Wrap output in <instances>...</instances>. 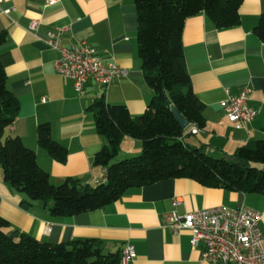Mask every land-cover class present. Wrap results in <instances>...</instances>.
I'll use <instances>...</instances> for the list:
<instances>
[{"label":"crops","instance_id":"crops-1","mask_svg":"<svg viewBox=\"0 0 264 264\" xmlns=\"http://www.w3.org/2000/svg\"><path fill=\"white\" fill-rule=\"evenodd\" d=\"M264 0H242L240 23L217 28L204 13L185 19L181 40L183 58L193 92L204 103L206 124L183 139L191 145L205 144L212 153L229 156L249 139L264 134V43L254 34ZM32 20L39 22L30 31ZM67 27L61 46L81 41L91 43L103 60H111L128 71L105 87L89 80L78 93L70 80L55 71L58 50L49 48L47 32ZM137 11L134 0H0V62L6 86L19 101V111L10 135L21 138L36 153L38 164L53 184L66 178L96 185L105 180V169L92 163L95 153L107 144L97 133L87 107L102 94L109 103L127 106L130 114L143 112L152 96L137 52ZM249 86V103L255 118L236 128L227 118L223 103L228 94ZM48 122L51 136L68 150L66 161L57 162L37 143L36 128ZM141 151V141L125 136L115 160ZM24 194L3 180L0 167V216L7 233L23 232L40 241L70 242L93 239L104 252H121L133 245L135 258L129 264H213L202 258V247H192L191 232L174 234L163 227V215L176 210L191 212L216 205L248 206L262 213L264 195L208 188L188 178H170L150 185L130 187L110 204L88 212L54 216L41 202L24 208ZM50 224V230L46 225ZM214 264H223L217 262Z\"/></svg>","mask_w":264,"mask_h":264},{"label":"trees","instance_id":"trees-1","mask_svg":"<svg viewBox=\"0 0 264 264\" xmlns=\"http://www.w3.org/2000/svg\"><path fill=\"white\" fill-rule=\"evenodd\" d=\"M242 0H134L137 11V52L152 96L142 113L132 116L126 105L109 103L102 94L87 109L107 144L94 155V166L105 169V180L91 185L68 177L53 184L37 162L36 153L20 137L10 135L19 101L6 86L0 62V167L3 180L24 194V208L41 202L54 216L75 215L102 208L130 187L170 178H188L208 188L264 195V134L239 145L233 154L209 152L205 144L187 143L175 120L174 106L189 122L203 128L205 105L193 92L182 49L187 17L204 12L217 28L240 23ZM264 43V13L253 28ZM6 32L0 31V45ZM37 143L57 162L66 161L65 145L51 136L48 122L36 128ZM141 141L133 157L115 160L125 137ZM209 152V153H208ZM0 216V264H120V252H104L93 239L50 243L23 233H7Z\"/></svg>","mask_w":264,"mask_h":264},{"label":"built area","instance_id":"built-area-1","mask_svg":"<svg viewBox=\"0 0 264 264\" xmlns=\"http://www.w3.org/2000/svg\"><path fill=\"white\" fill-rule=\"evenodd\" d=\"M59 0H48V4ZM39 22L32 20L29 30L35 31ZM67 27H55L47 32L46 45L58 50L54 62L55 71L71 81L78 93L85 90L89 80L105 87L115 79L126 76L128 71L111 60H103L96 48L87 41L61 46V38ZM251 88L243 87L237 94H228L223 103L228 120L243 128L257 115V109L249 103ZM198 127L189 125L184 135L196 133ZM262 213L248 206L229 207L223 204L191 212L172 210L163 215V227L174 234L181 229L191 232L192 247H202V258L223 264H264V236L260 221ZM50 230V224L46 225ZM120 264H129L136 256L133 245L121 249Z\"/></svg>","mask_w":264,"mask_h":264},{"label":"water","instance_id":"water-1","mask_svg":"<svg viewBox=\"0 0 264 264\" xmlns=\"http://www.w3.org/2000/svg\"><path fill=\"white\" fill-rule=\"evenodd\" d=\"M171 112L175 120L179 123L180 127L183 130H186L189 127V122L181 115V113L173 106Z\"/></svg>","mask_w":264,"mask_h":264},{"label":"rangeland","instance_id":"rangeland-1","mask_svg":"<svg viewBox=\"0 0 264 264\" xmlns=\"http://www.w3.org/2000/svg\"><path fill=\"white\" fill-rule=\"evenodd\" d=\"M140 152H138V153H135V154H131L130 156H127V157H133V156H136V155H138ZM209 153V152H208ZM125 158V157H124ZM124 158H121V159H124Z\"/></svg>","mask_w":264,"mask_h":264}]
</instances>
